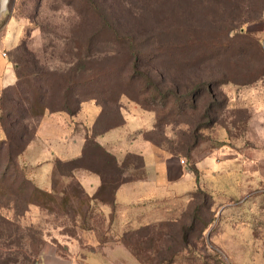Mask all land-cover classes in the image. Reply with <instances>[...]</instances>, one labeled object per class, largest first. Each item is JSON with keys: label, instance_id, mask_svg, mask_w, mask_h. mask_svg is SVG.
<instances>
[{"label": "rangeland", "instance_id": "obj_1", "mask_svg": "<svg viewBox=\"0 0 264 264\" xmlns=\"http://www.w3.org/2000/svg\"><path fill=\"white\" fill-rule=\"evenodd\" d=\"M84 2L8 0L5 9L0 11V29L9 19L21 24L22 43L39 66L54 69L51 79L57 84L62 81L60 75L75 68L77 62L73 54L84 58L83 74L91 81L81 92L96 97L103 104V120L109 123L117 121V106L121 114L129 109L135 114L132 103L122 96L123 93L136 96L139 90L150 87L149 92H152L153 86L159 84L163 92L176 88L182 93L200 83L211 84L216 99L222 102L226 94L230 99L232 82L248 83L264 69V58L258 52H264L262 35L258 33L264 22V0H179V5L174 6L161 0H103L98 4L105 20L86 9ZM228 33L229 41L224 43ZM89 38L91 44L86 53L85 44ZM131 38L132 46L139 51L135 58L126 48L127 39ZM190 40L195 42H187ZM224 45L226 48L220 49ZM15 48L10 52L12 61L20 57ZM155 50H170V54L156 57ZM143 74L154 80L147 84ZM27 80L34 83L35 77L28 76ZM263 80L264 77L258 80L257 89L251 92L248 84L237 85L239 90L235 88L234 99H246L245 104H250L236 116L240 122L246 118L245 125H240L244 126L241 133L235 130L229 139L220 126H216L212 140L205 139L195 151L194 156L198 158L213 145L226 144L224 154L227 150L236 151H233L239 156L236 166L244 172L243 179H247L241 183L245 187L240 191L241 196H245L244 202L225 208L220 216L217 210L215 215L207 213V219L212 218L213 222L201 237H198V227L190 233L187 251L182 247L180 228L189 224L188 217L192 214L189 209L178 214L174 223H157L138 233L128 232L121 238L128 242L127 250L114 243L111 250L91 249L84 241L86 238L82 239L80 248L74 246L72 236L80 238L81 231L88 227L101 238L114 239L111 233H107V224L102 217L93 213V218H89L88 205L82 203L84 196H80V189L74 183L81 172L70 167L71 176L65 178L63 174L67 173L68 167L48 164L35 167L26 164L24 157L39 161L49 158V153H73L78 133L83 130L82 126H89L95 111L90 107L85 109L79 116L69 119V125L59 118L50 119L51 116L26 118L25 128L20 125L14 129L23 138L17 141V147L12 148L15 156L9 170L4 169V152H0V216L11 224L0 229V244L4 243L0 245V263L11 264L16 260V264H27L30 237L40 233V244L35 242L34 247L39 248L38 261L34 264H49L59 254L74 260V264H264V103L254 109V100L263 89L259 87ZM1 95L2 92L0 98ZM211 100L204 92L196 103L195 113L186 110L162 117L160 129H151L148 136L163 148L167 147L168 141H174L184 154L188 139H174L169 130L175 127L184 130L183 123L193 121L194 125L205 123L198 117L202 106ZM239 105L244 107L242 103ZM223 109L221 112L218 108L217 112L226 121L224 119H228L229 114ZM142 120L139 116H129L127 127L109 133L106 137L109 138L108 149L117 151V154L123 152L125 132L135 121ZM168 122L173 126L166 128ZM162 126L169 139L162 135ZM34 128L35 136L18 157L16 153L32 137ZM133 135L128 136L125 148L143 150L141 137ZM162 151L157 149L156 154L162 157ZM131 174L136 176L134 172ZM25 176L37 183L50 179L56 199L40 202L31 195L30 188L24 186ZM224 181L227 186V180ZM232 190L230 187L226 193L231 194ZM226 193L224 196H228ZM61 198L68 200L67 206L60 204ZM28 202L40 203V206H29Z\"/></svg>", "mask_w": 264, "mask_h": 264}, {"label": "trees", "instance_id": "obj_2", "mask_svg": "<svg viewBox=\"0 0 264 264\" xmlns=\"http://www.w3.org/2000/svg\"><path fill=\"white\" fill-rule=\"evenodd\" d=\"M101 1L103 0H85L84 4L86 9H88L90 12L94 14H98L97 15L98 17H102L103 20H105V17L100 11V6L98 4ZM161 1L164 3H171L173 6L175 4L179 5V0H161ZM80 17L82 18V13L80 14ZM127 40L129 41V44H127L128 47L126 46V48L131 53V57L132 58L138 57L139 51L134 46H132L133 39L131 38ZM228 41H229V33L224 37V43H228ZM22 42L23 41L21 40L20 43L15 48L16 51L20 52L19 59L14 61L10 59L12 64L14 65L15 83L12 86L4 88L1 91L2 95L0 98V133L3 135V138L0 139V152L1 150L4 152L3 164H4V169L6 170H9L10 165L13 163V158L15 156V153H13L12 151L13 146L17 147L16 146L17 141H20L23 138V135L17 134L14 129L15 127L18 128V126L20 125H22V127L25 128L26 126L24 125V122H26L25 121L26 118L38 119L41 118L46 112L49 113L60 112V113H66L69 116H73L78 112L80 106L83 103L90 101L96 102L97 105L102 107V112L100 117L101 119L103 118L104 115L103 104L96 97L93 96L91 97L86 93L81 92L82 89L86 90L85 87H87L88 83L91 81L90 78H88V75L83 74L85 71L84 58H81V56L77 53L73 54V57L76 59L77 62L75 68H70L65 73L60 75L62 81L61 83L57 84L55 82H52L51 79V77L54 76V72H53L54 69H44L43 67L39 66L34 56L27 51L25 45ZM187 42H195V41L190 40ZM90 44H91V38H89L86 41L85 50H84L86 53L89 52ZM226 46L227 45H224L223 47H220V49L226 48ZM258 52L264 58V52L262 53V51L259 50ZM164 53L170 54V50L168 51L155 50L156 57ZM183 53L185 52H181V54ZM134 64L133 66L136 67ZM79 75H81L82 79L81 77L78 78ZM28 76L35 77L34 83H31L29 80H27ZM143 77L145 79V82H147V84H149L150 81L154 80V78H150L148 74H143ZM263 77H264V69L261 72L256 73L252 77L250 82L244 84H248L247 88L252 87L258 80H261ZM80 79L82 82H80ZM86 80L88 82H86ZM244 84H238L236 82H232V85L234 86L231 87L233 93L231 94L230 99L229 98L227 99L228 96L226 94V99L222 100V102L221 101L218 102V100L216 99L211 84L203 85L200 83L195 87H189L187 91L185 90L186 92H182V93L180 89L178 90L176 88L174 89L168 88L166 92H163L162 89H159L160 84L157 86L153 84L155 86H153L152 92H149L150 87H147L146 89L139 90L136 96H131L130 94L127 93H123L122 96L125 97L129 102L136 104L141 110L151 113V115L153 116V128H152L153 130L157 128L160 129V123H161L159 122L160 118L162 119V117L165 116L170 117V115L173 114L174 112L183 113L186 110H190L191 112L195 113V111L197 110L196 103H198V100L201 98L202 95H204V92H206L211 97L212 100L207 105L204 104L202 106L201 114L198 117V120L200 118V121L204 120L205 123L203 122V124L194 125L195 123L193 121L190 123L189 122L183 123V127L185 128L184 130H179L178 127L170 128L169 130L170 131L169 134L174 139H188L187 146H185L184 154L180 153V149H178V147L174 145L175 144L174 141L170 143L168 141V143H166L167 147H165L166 148L165 149L161 147V145L153 142L152 138L148 136V132H150L151 130L143 133L144 138L150 141L155 147L161 148L163 151L168 152L169 154L178 156L181 160L184 161V163L185 162L191 163L192 151L196 147H198L201 143H204L205 139L212 140L213 131L216 126H220V128L224 131L226 138L229 139L232 138V136L235 134V130L238 133H241V130H243L244 126H240V125L241 124L245 125L246 118L244 121L240 122L239 120L236 119V116L240 113V111L246 110V107L238 106L235 104V100L237 99V97H235L234 99V93L237 85H244ZM224 86L229 87L228 85H222V87ZM236 90L239 89L236 88ZM179 91L181 94H178ZM117 108H118L116 115L117 121L114 123H110L112 127L119 125L123 121L121 114L119 113V109H120L119 106H117ZM218 108H221V112L222 110H224L223 108H225V110L227 111L225 112L229 114V118L224 119L226 121H223L220 116V113L217 112ZM168 123L166 125V128L173 126L172 122H168ZM35 129L36 128H34L33 133L31 135L32 137L28 138L25 141V145L22 148H20L19 151L16 153L18 157L21 155V152L24 150V147H26L30 143V141H32L33 137L35 136ZM161 131H162V135H164V138L169 139L167 138L168 133L165 132L166 130H164L163 126L161 127ZM225 146L226 144L221 143L216 146L213 145L211 148L214 149ZM89 162L92 163L97 168L95 169V172L99 175L101 179V184L97 189V191L90 198H88L84 194L82 189L79 187V185L76 182H74L76 186H78V188L80 189L78 191L80 196H84L83 198L84 201H82V203L86 205H89L90 200H98L99 202H103L105 204L113 203V192L119 185L127 181V179L123 178L122 176L123 169L130 166H133L135 168L142 167L141 158L133 155H129L128 157H126L123 163L119 165L116 159L111 154H109L104 149H102L94 141L93 136H88V135H85V146L81 158L63 164L61 162H57L56 165L59 166L62 165L68 167L66 169L67 173L64 175L70 177L71 175L69 174V171L72 167L77 168L80 166H84ZM191 171L195 174L196 177L198 176L197 171L193 166H191ZM23 184L25 187L27 186L30 188L31 195L32 196L34 195V197H36L37 199L39 198L40 202L41 200L53 201L54 199H56L54 198V191L49 192L38 188L26 176L23 180ZM235 196L236 195H234V197ZM241 197H242L241 195L240 197L237 198L235 197L234 200H232V202H237ZM77 201L81 203L78 199ZM60 204L63 206H67L68 200L61 198ZM27 205L39 207L40 203L35 204L32 202H28ZM212 208L214 209L212 210ZM185 209L186 210L189 209L190 211H192V214L188 217L189 224L187 226H182L180 228L181 240L183 245L182 247L187 251L190 248V233L194 231L195 228L198 227V230L200 232V234H198V237H201L213 222L212 218L207 219L208 217L207 213L209 214L213 213L215 215L216 208L213 202L211 201L210 194L207 191L197 189L191 195V201L182 210V212H184ZM182 212H180L179 215ZM88 213L89 216H91L90 211ZM176 221L177 219L173 221V223ZM170 222H161V223L170 224ZM10 226L11 224L7 220H5V218L0 216V229L1 227H10ZM149 226H153V225H144L130 231H134V233H138L143 231L145 228H148ZM127 233L124 234L123 238L127 235ZM1 234L2 233H0V236ZM38 235L35 233L34 235L32 234V236L30 237L31 248L29 250L30 255L26 259L27 264H34L35 262L38 261L37 252L39 248H34L36 245L35 242L40 244L41 234L38 233ZM7 238H10L9 235L7 236ZM121 243L126 249H128V242H126V239L125 241L124 239H122ZM0 245H4V243ZM7 250H9L8 247ZM167 252H169L170 254L173 253L171 251H167ZM12 256L13 254H11V257ZM60 256L65 257L64 255H60ZM11 264H16V260H14Z\"/></svg>", "mask_w": 264, "mask_h": 264}, {"label": "crops", "instance_id": "obj_3", "mask_svg": "<svg viewBox=\"0 0 264 264\" xmlns=\"http://www.w3.org/2000/svg\"><path fill=\"white\" fill-rule=\"evenodd\" d=\"M22 30L21 24L12 19L7 20L0 29V93L4 88L12 86L15 83L14 65L10 60V52L21 41ZM258 33L262 35L264 43V22ZM257 83L249 87L250 92L257 89ZM259 87H263V89L254 100L256 108H254L255 106H251L254 109H257L259 105L264 103V80L263 85ZM244 101H246V99L242 100L241 98H237L235 104L240 106L239 104L242 103L244 107L250 105L249 102L246 105ZM131 105L135 114H132L130 109V111L126 110L125 113L122 114L119 112L123 121L115 127H112L108 121L100 118L102 107L93 101L83 103L78 112L73 116L60 112H46L41 118L45 119L47 116H51L52 118L50 119L59 118L65 122L67 121L68 125L71 124L69 119H74L75 116H79L89 107L95 111V116L91 118L89 126H82L83 130H78V132L80 131L81 133H78L79 138L74 142L76 150L73 153L72 151L65 152L64 154L49 153V158L39 161L35 159L29 160L28 158L26 160L24 157L25 163L27 162L35 167L46 164L56 167L55 165L57 162L63 164L81 158L85 146V135H88L93 136L94 141L102 149L111 154L119 165L123 163L125 158L129 155L141 158L142 167L135 168L130 166L123 169L122 176L126 178L127 181L119 185L113 192V203L105 204L98 200L89 201L88 208L91 213L89 218H93V213L95 216L98 215L102 217L107 224V233H111V236L114 238L113 241L109 238L105 239L97 236L96 232L91 227H88L86 231H81L82 236L80 238L72 237L71 241L73 245L78 248L81 247L80 244L83 242L82 239L86 238L84 241L87 245L92 247L91 249L97 247L103 250H111V244L113 243L116 244L118 248L126 249L121 243V238L125 233L144 225L175 221L177 215L182 212L191 201V195L197 189L207 191L210 194L211 201L219 216L225 208L228 209L230 206L237 204V202H244L243 198L245 196L243 195L237 202H232L235 197H240V191L245 188L241 183L247 179H243L244 172L239 169V166H236L239 156L233 153L235 150H232V152H228L229 150H227V154H224V147L214 148L197 158L194 156L197 150L196 147L192 151V162H185L184 164L179 163L180 159L178 156L169 153L166 154L164 151H162L164 156L161 157L156 154L157 149L160 148L155 147L143 136L144 132H148L153 128V116L151 113L141 110L136 104L132 103ZM129 116L133 118L139 116L143 120L135 121L131 128H128L129 131L125 132L123 137L125 140L124 148L128 143V136L136 134L133 136L141 137L144 149L137 151L123 148V152L117 154V151L108 149L106 144L109 138L106 137L113 130L124 126L127 127V125H129ZM191 166L197 171V177L191 171ZM76 169L81 173L74 181L79 185L84 194L90 198L101 184V179L95 172L97 168L89 162ZM131 172H134L136 176L132 175ZM63 177L68 178L64 174ZM225 179L228 182L227 186H224ZM49 181L50 179L42 183H37L33 180L32 183L38 188L50 192L54 190V185ZM230 187L233 188L232 193H226ZM223 193H226L228 196H224ZM234 195L236 196L234 197ZM49 262V264H74V260H68L60 255H56L55 258Z\"/></svg>", "mask_w": 264, "mask_h": 264}, {"label": "water", "instance_id": "obj_4", "mask_svg": "<svg viewBox=\"0 0 264 264\" xmlns=\"http://www.w3.org/2000/svg\"><path fill=\"white\" fill-rule=\"evenodd\" d=\"M8 0H0V11L4 10L7 6Z\"/></svg>", "mask_w": 264, "mask_h": 264}, {"label": "built area", "instance_id": "obj_5", "mask_svg": "<svg viewBox=\"0 0 264 264\" xmlns=\"http://www.w3.org/2000/svg\"><path fill=\"white\" fill-rule=\"evenodd\" d=\"M179 163H180V164H184V161L180 159V160H179Z\"/></svg>", "mask_w": 264, "mask_h": 264}]
</instances>
